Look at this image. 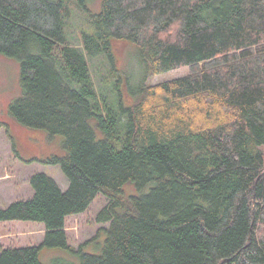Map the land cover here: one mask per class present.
Here are the masks:
<instances>
[{"label": "trees", "instance_id": "16d2710c", "mask_svg": "<svg viewBox=\"0 0 264 264\" xmlns=\"http://www.w3.org/2000/svg\"><path fill=\"white\" fill-rule=\"evenodd\" d=\"M78 1L88 18L73 46L67 0H0V56L20 64L7 114L64 138V155L37 162L69 183L62 192L32 175V198L0 209V223L45 230L38 246L0 245V264H42V248L74 252L65 222L99 194L104 247L80 264H264V0H101L98 13ZM118 43L144 66L132 99L117 92L119 111L85 58L103 56L119 76ZM183 67V77L146 83ZM127 184L138 194L124 196Z\"/></svg>", "mask_w": 264, "mask_h": 264}, {"label": "rangeland", "instance_id": "374dc122", "mask_svg": "<svg viewBox=\"0 0 264 264\" xmlns=\"http://www.w3.org/2000/svg\"><path fill=\"white\" fill-rule=\"evenodd\" d=\"M55 1V0H49ZM101 0H85V5L92 13L100 11ZM71 11L70 18L65 21L64 33L70 45L77 43L76 33L85 25L88 13L78 0H67ZM128 50V51H127ZM117 70L119 76L110 77L107 73V61L103 56L85 58L89 69L102 90V96L108 104L119 111L118 102H115L117 92L130 96L129 89L140 84L144 75V66L136 54V48L124 43L115 46ZM110 67V66H109ZM188 74V68H179L170 72L159 74L147 79L146 83L155 85L161 82L180 78ZM95 81L98 93L100 89ZM21 96L20 64L15 59L0 56V122L2 120L11 124L12 135L17 141L16 153L8 132L0 128V209L14 202L28 201L33 196L29 179L35 174H44L50 177L62 192L68 189L69 183L58 165H46L37 161L52 156H62L64 138L62 136L49 137L42 130L28 129L14 124L7 114L8 106ZM131 97V96H130ZM132 99V97H131ZM124 101V108L129 107ZM124 196L137 195L131 184L123 188ZM108 203L107 198L99 194L80 215L68 217L65 222L67 244L74 252L57 249L42 248L40 261L42 264H80V254L100 255L104 247L108 223H99L97 214ZM45 230L43 225L30 221H10L0 223V245L5 248H23L38 246L43 242ZM93 240L91 244L86 242ZM83 245V246H82Z\"/></svg>", "mask_w": 264, "mask_h": 264}, {"label": "flooded vegetation", "instance_id": "af4514ba", "mask_svg": "<svg viewBox=\"0 0 264 264\" xmlns=\"http://www.w3.org/2000/svg\"><path fill=\"white\" fill-rule=\"evenodd\" d=\"M7 121H10V120H2L0 123H2L3 125H5V129L7 130V132L9 133V139L11 142H13V149H14V152L16 153V145L18 144L16 139L14 138V136L12 135V128H11V124L8 123ZM11 122V121H10Z\"/></svg>", "mask_w": 264, "mask_h": 264}]
</instances>
